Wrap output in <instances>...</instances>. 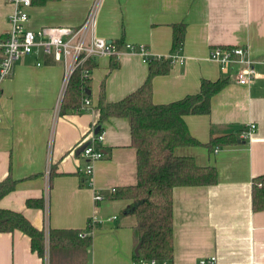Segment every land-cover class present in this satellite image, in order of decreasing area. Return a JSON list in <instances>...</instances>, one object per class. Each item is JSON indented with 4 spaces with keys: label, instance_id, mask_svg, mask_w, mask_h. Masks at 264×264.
<instances>
[{
    "label": "crops",
    "instance_id": "obj_1",
    "mask_svg": "<svg viewBox=\"0 0 264 264\" xmlns=\"http://www.w3.org/2000/svg\"><path fill=\"white\" fill-rule=\"evenodd\" d=\"M92 1L31 6L26 28H76ZM11 12L8 0H0V38L8 34ZM180 24L186 26L181 62L175 59L167 75L153 78V103L196 94L202 80H227L212 98L209 115L184 117L190 135L207 144L230 134L238 138L249 124L256 130L247 142L238 138L239 144L211 152L205 147L175 151L192 157L198 166L215 167L218 181L209 187L174 189L171 264H198L211 257L215 264H264V212H253L251 204L252 182L264 175V0H103L96 35L120 45L143 46L148 58L168 57L172 26ZM216 46L248 49L256 73L250 85H237L233 73L222 74L209 60ZM110 63L105 58L95 62L87 92L91 109L86 112L60 114L64 69L50 56L37 53L16 61L0 85V181L8 176L18 181L0 200V209L21 213L41 230L85 231L95 214L99 222L88 232L92 245L85 264H134L136 248V218L126 213L131 201L116 200L110 193L136 183V152L127 119L110 118L102 124L104 156L94 163L89 183L85 162L75 154L88 143V131L98 121L102 81L105 100L117 102L146 79L148 66L140 55L123 53L112 71ZM50 171L56 174L51 188ZM95 195L102 199L95 201ZM42 197L44 210L25 204ZM46 259L49 264V252ZM0 264H45V258L31 251L26 235L14 231L0 233Z\"/></svg>",
    "mask_w": 264,
    "mask_h": 264
},
{
    "label": "trees",
    "instance_id": "obj_2",
    "mask_svg": "<svg viewBox=\"0 0 264 264\" xmlns=\"http://www.w3.org/2000/svg\"><path fill=\"white\" fill-rule=\"evenodd\" d=\"M54 1L58 0H31V6L42 7ZM172 30L171 54L168 57H149L146 60L148 72L143 84L123 99L107 102L103 80L96 106L99 115L97 124L100 128L110 118L127 119L131 147L136 152L135 185L119 188L112 195L116 200L131 201L126 213L136 218L133 236L135 247L139 246V256L134 254V262L142 259L171 264L174 254V189L217 184L215 167L198 166L192 157L178 156L175 151L184 147H205L211 152L215 147L222 148L240 143L238 138L230 134L211 138L207 144H201L190 135L184 121V117L189 115H209L212 98L226 86L227 80H202L196 94L167 104L153 103V78L170 72L172 56L179 53L183 46L185 24L173 25ZM110 61V71L118 68L117 61ZM94 68L95 63L87 62L70 77L60 103L61 115L68 112L80 113L83 99L88 98L90 73ZM55 175L50 171L49 188ZM17 183L18 181L10 176L0 181V200L13 192ZM25 204L28 208L45 209L43 197L28 199ZM251 204L253 212H264V175L252 182ZM14 231H19L29 238L31 251L40 259H44L49 252V264H85L92 245L90 234L80 238L79 235L84 232L82 230L49 229L46 239L45 230L35 228L21 213L0 209V233Z\"/></svg>",
    "mask_w": 264,
    "mask_h": 264
},
{
    "label": "built area",
    "instance_id": "obj_3",
    "mask_svg": "<svg viewBox=\"0 0 264 264\" xmlns=\"http://www.w3.org/2000/svg\"><path fill=\"white\" fill-rule=\"evenodd\" d=\"M102 1H92L84 21L76 28L43 27L32 31L26 28L29 20L28 9L31 7V0H8V3L12 6V12L8 17V34L0 38V85L8 78L12 66L16 61L37 53L42 56H50L55 63L61 64L64 69L62 92L59 98V102L61 103L70 77L75 70L87 62L95 63L97 60L103 58L118 61L123 53L140 55L146 62L148 56L145 47L132 44L118 45L99 38L96 35L97 16ZM175 59H179L178 53L172 56V61ZM209 60L218 66L222 74L229 75L233 73L237 85L248 86L256 77L254 61L245 46L213 47L209 51ZM37 65L39 66L40 64L38 63ZM90 109V100L84 98L80 112H86ZM255 130L256 126L249 124L241 131L238 138L241 141L247 142L255 133ZM88 138V143L79 156L85 162L84 175L89 183L94 163L101 160L104 156L101 148L104 139L103 129L97 123L93 124L88 131ZM49 168L48 166L46 174L49 173ZM115 192L116 189H111L110 191L111 195H114ZM101 199L102 197L99 195H95L94 197L95 201ZM97 222H99L98 218L94 214L88 222V230H91ZM88 230L86 229L81 233L79 235L80 238L88 236ZM45 234L47 239L48 229H45ZM44 258L45 264H47L46 255ZM215 263V258L211 257L201 259L198 264ZM134 264L170 263L140 259L134 262Z\"/></svg>",
    "mask_w": 264,
    "mask_h": 264
},
{
    "label": "water",
    "instance_id": "obj_4",
    "mask_svg": "<svg viewBox=\"0 0 264 264\" xmlns=\"http://www.w3.org/2000/svg\"><path fill=\"white\" fill-rule=\"evenodd\" d=\"M85 146H86V144L85 145H82L77 151H76V155L78 156L81 152H82V150L85 148ZM135 255L138 257L139 256V246H137L136 248H135Z\"/></svg>",
    "mask_w": 264,
    "mask_h": 264
}]
</instances>
